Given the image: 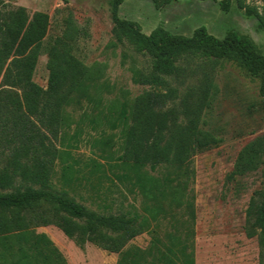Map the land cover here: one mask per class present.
Here are the masks:
<instances>
[{
    "label": "rangeland",
    "instance_id": "374dc122",
    "mask_svg": "<svg viewBox=\"0 0 264 264\" xmlns=\"http://www.w3.org/2000/svg\"><path fill=\"white\" fill-rule=\"evenodd\" d=\"M108 1L1 0L7 9L23 7L29 15L49 16L46 37L23 57L10 59L9 66L28 114L57 150L69 151L77 163L66 191L98 213L137 217L144 232L129 246L147 249L154 243L179 264H257V238H246L243 225L250 197L264 186V165L229 185L225 178L241 148L264 134L259 82L230 62L222 61L212 69L206 60L181 59V72L169 80L170 85L182 94L203 74L212 77L209 107L200 129L220 142L192 158L187 179L164 183L162 177L177 175L169 166L156 169L148 180L136 181L119 166L134 99L148 90L138 84V78L150 72L151 61L112 35ZM245 2L258 7L264 3ZM119 17L137 22L146 35L157 26L186 37L201 26L217 39L234 31L248 37L264 55V32L234 1L223 12L212 0H178L161 10L150 0H125ZM81 118L82 128H75ZM78 129L80 135L71 140ZM59 169L56 163L51 178L57 189ZM36 233L49 237L66 264L117 262V254L93 245L77 248L52 226L39 227Z\"/></svg>",
    "mask_w": 264,
    "mask_h": 264
},
{
    "label": "trees",
    "instance_id": "16d2710c",
    "mask_svg": "<svg viewBox=\"0 0 264 264\" xmlns=\"http://www.w3.org/2000/svg\"><path fill=\"white\" fill-rule=\"evenodd\" d=\"M124 1H108L112 35L118 42L126 41L136 53L147 56L151 70L138 78V84L148 90L134 99L119 167L141 182L152 178L156 169L172 166L176 177L161 178L172 184L181 177L187 179L197 153L220 142L200 129L203 113L209 107L212 77L203 74L194 86L180 94L169 82L181 72L178 62L193 56L209 62L212 69L222 61L230 62L259 82L258 95L264 101V55L248 37L234 31L217 39L201 26L186 37L157 26L146 35L137 22L119 17ZM150 1L156 10H161L178 0ZM212 1L223 12H228L234 1L264 32V3L258 7L245 0ZM49 24L46 13L29 15L23 7L7 9L0 0V263L66 264L49 237L36 233L39 227L52 226L81 250L90 244L117 254L116 264H179L154 243L147 249L129 246L144 232L137 217L122 212L98 213L66 191L77 173V163L69 151L57 150L28 114L9 66L10 59L23 57L46 37ZM82 90H87V86L80 87L78 92ZM91 101L95 103L94 99ZM83 123L84 119H79L75 128H82ZM64 124L69 128L65 120ZM79 135L78 129L70 139ZM56 163L60 168L58 189L51 184ZM263 165L264 134L241 148L226 175V184L257 172ZM243 232L248 239L257 238V264H264V186L249 199Z\"/></svg>",
    "mask_w": 264,
    "mask_h": 264
}]
</instances>
